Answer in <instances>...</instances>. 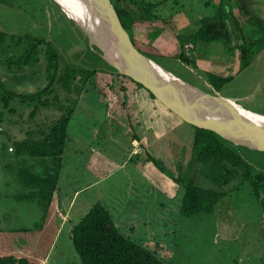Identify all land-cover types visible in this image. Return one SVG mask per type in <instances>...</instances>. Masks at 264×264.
Returning a JSON list of instances; mask_svg holds the SVG:
<instances>
[{"label": "rangeland", "instance_id": "374dc122", "mask_svg": "<svg viewBox=\"0 0 264 264\" xmlns=\"http://www.w3.org/2000/svg\"><path fill=\"white\" fill-rule=\"evenodd\" d=\"M150 1H163L158 6L157 13L161 21L155 24L157 25L155 32L157 31L159 35L167 31L173 36L175 34L186 35L190 33L189 31L195 30L202 17L215 13L219 2V0ZM232 1L235 12L238 13L235 0ZM247 3L259 17L264 19V0H247ZM247 17L240 16L244 24L243 33L248 41L256 44L253 46L252 62L241 71H238L240 63L237 60V53L227 54L226 47L217 42L206 45L196 42L194 46L196 48L192 52L191 49H185L187 53H191L193 59L200 58L199 63L198 61L195 64L183 63L173 56L177 50L176 45L170 46L173 51L170 48L163 53L164 55H153V58L182 81L233 97L238 103L244 105L243 107L264 114V44L261 43L263 42L262 34L255 26L247 23ZM171 18L176 22L173 23ZM154 29L151 27L142 34L138 32V28L136 31L147 39L148 43H152L153 33L148 36V32H153ZM0 31L5 33L3 39H0V127L2 129L0 132V255L12 253L35 263L39 257L46 255L47 264H55V260L56 264H80L79 252L70 238L69 224L77 222L96 201H101L115 216L121 204V200L117 199L125 196L127 186L130 184L129 177L135 175L134 169L128 165L110 174L94 188L76 193L77 195L72 192L71 196H67L64 203H66V208L71 204V219L66 222L60 236L53 241L51 239L55 230L54 225L50 224L47 219L49 210L44 214L45 209L43 210L33 199L35 196L30 195V189L25 187L18 173L21 166H32L31 162L35 160L28 159L26 163L23 161L18 163V159L13 156L14 153L5 150L1 144L4 140L8 144L10 137L21 138L28 130L37 131L43 128L47 130V126L62 113L64 106H72L73 113L68 124L69 138L65 146V152L68 154L67 170L77 171L78 169L80 171L82 167L75 159L85 160L90 152L101 153L100 158L104 163L119 162L121 157L124 159L129 156L130 143L125 137L129 125H119L115 114L116 119H109L105 116L106 112H113V110L108 108L106 111L107 102L102 101L98 90L93 87L103 81L108 82L107 75L113 76L114 80L129 83L133 81L129 77H120L108 71L109 68L107 69L97 54L98 50L89 44L86 35L68 17L56 0H0ZM25 35L50 41L60 55L59 75H67V80L58 81L54 86L59 101L53 98L54 92L48 94L50 97L48 105L40 106L33 120H30L28 115L32 105L26 101L18 97L12 98L9 105L13 110L3 107L1 101L6 89L26 93L36 92L47 81L45 46L39 47L42 54H40L38 64L26 66L19 62L22 51L28 45L27 41H30L24 37ZM130 35L133 36V32H130ZM20 36L25 39H21ZM171 38L174 43L173 37ZM238 43H240L239 39L232 41V44L238 45ZM153 46L159 51L163 50L159 42ZM219 57H225L226 61L220 62ZM208 70L217 73H219L218 70H226L224 75L232 74L233 79L226 82L220 90H216L207 81L205 71ZM83 79H86V82ZM112 79L109 78L110 81H113ZM115 86H112L116 91L114 93H119ZM121 86L124 84L122 83ZM120 88L122 90V87L117 89ZM141 88L148 91L144 86ZM147 93H149L147 101L149 103L145 107L146 115L149 112L154 113L156 127L167 125L169 129L164 136L169 135L170 140L164 137L160 141L155 139L157 145H164L167 140L175 142L173 148H176L177 155L183 153L186 155L184 159L181 158V161H178L172 149L163 147L162 154L168 162L166 163L165 160L161 162L159 157L157 167L164 172L165 176L173 179L174 176L180 175L179 173H186L193 159L192 138L195 129L191 124L182 121L149 91ZM120 99L122 98L118 96L119 101ZM111 101L115 110L118 111V106L114 104L116 101L112 99ZM62 103L64 105H61ZM155 130L156 128L154 129L151 124L148 132L152 140H154L152 136ZM79 141L83 143L82 150L79 147ZM85 141L87 144L84 143ZM232 147L253 165V172L264 173V151L235 144V142ZM124 152H126L125 156H123ZM152 153L156 154L154 150ZM144 156L148 157V154L145 153ZM151 163L153 162L148 161L147 174L154 180H158L160 172L155 167L151 168ZM160 164H163V168ZM207 165L208 163L203 165L204 176L209 174L210 166L208 168ZM217 165L218 163L214 171L219 172L220 170L230 175L223 166ZM32 167L41 168V164ZM79 174L83 177L87 176L88 172L86 170ZM224 177L223 174L222 178ZM218 179H220L219 176ZM240 180L241 176L236 174L230 182L222 184V188L226 191L219 196L212 209L193 216L181 213L179 204L183 189L176 183V189L180 188L178 195L180 197L171 199V197L162 196L163 198H160L163 200V213L166 216L164 223L161 224V228L164 227L163 232L160 233V228H156L153 234L148 232L146 236L136 238V240H145V244L149 240L154 246L159 242H162L165 248L169 246L167 255L158 254L169 264H262L264 259V208L261 200L253 194L251 183L246 179ZM148 184L149 182L146 181L144 189L147 198L150 196ZM96 187H100L99 190ZM171 189L170 186L169 189L164 190L171 194L169 192ZM102 190L105 193L102 196L98 195L97 192ZM23 193H25L23 198L17 195ZM263 195L264 190L261 192V196ZM158 225L154 223V226ZM126 227H119L124 235L140 234L141 236L146 232L143 231L144 229L130 230V225ZM20 243H22L21 247H19Z\"/></svg>", "mask_w": 264, "mask_h": 264}, {"label": "trees", "instance_id": "16d2710c", "mask_svg": "<svg viewBox=\"0 0 264 264\" xmlns=\"http://www.w3.org/2000/svg\"><path fill=\"white\" fill-rule=\"evenodd\" d=\"M111 1L134 46L152 59H154L153 55H164L153 46V43H148L147 39L140 41L130 35V32L136 31L137 28L138 32L142 34L151 27L154 29L155 26L152 32V39L157 37L158 32H155L157 25L155 24L161 21L157 10L163 1ZM206 4H209V2H206ZM235 5L239 10L238 13L235 12L232 0H219L215 13L211 16L202 17L199 26L195 30L189 31L190 33L186 35L175 34L177 50L173 53V56L183 63L195 64L197 60L192 58L191 53L186 52L185 46L189 45L191 47L189 49L192 52L196 48L194 47L196 42H201L205 45L217 42L226 47L227 54L237 53V60L240 63L238 71L250 65L254 57L253 46L256 43L246 39L243 33L244 24L240 16H248L246 19L247 23L255 26L262 34V44H264V19L259 17L256 11L248 6L247 0H235ZM164 22L167 23V21ZM140 26L142 29H140ZM149 34L150 32H148V36ZM4 36L5 33L0 31V39H3ZM20 37L21 39L30 40L27 41L28 45L25 46L26 48L22 51L23 54L19 57L21 65L38 64L40 62V54H42V51H39V47L45 46L44 53L48 71L47 81L36 92L26 93L10 88L6 89L2 94L3 100L1 101L3 107L9 110H13L9 105L12 98L18 97L22 101H26V103L32 105L28 115L30 120H33L40 106L48 105L50 101L48 94L54 92L53 98L59 101V96L55 92L54 86L58 81L67 80V75H59L60 55L50 41L30 38L27 35L24 36L25 38ZM234 39H239L240 43L238 45L232 44ZM93 47L97 49L95 46ZM97 50L99 51V49ZM97 54L103 60L101 54ZM103 62L107 69L109 68L108 71L120 77L123 76L119 75L104 60ZM205 73H207V81L216 90H220L226 82L233 79V75L224 76L220 72L205 71ZM83 81L86 82V79H83ZM138 85L144 86L142 83H138ZM148 91L154 95L150 90ZM61 105L64 104L62 103ZM72 113V106H64L62 113L47 126V130L44 128L37 131L28 130L21 138L17 137L14 139L10 137L11 140L9 139L8 144H6L5 140L1 144L5 150L7 149V151L14 153L13 156L18 159V163L19 161L26 163L28 159H34V163L31 162L32 166L41 164V168L37 169L29 165L28 167H25V165L21 166L18 173L25 187L30 189V195L33 194L36 197L33 199L37 201V204L43 210L45 209L44 214L48 212L52 204L53 192L62 167V155L69 138L68 124ZM193 127L195 129L192 148L193 159L187 169V172H189L179 173L180 175L178 176L173 174L176 175L173 179L183 189L180 206L181 213L186 216H193L202 211H210L215 202L218 201L219 196L226 191L225 188H222V184L230 182V179L236 174L241 176L240 181L246 179L251 183L253 194L261 200L264 208V195L261 196V192L264 190V173L253 172V165L232 147L233 141L224 138L212 129ZM1 130L0 127V132ZM10 147L12 149H9ZM150 160L156 164L159 163V159L152 155ZM206 163H208L207 166L208 168L210 166V169H208L209 174L204 176L203 165ZM217 163L219 167L223 166L231 176L220 170L219 172L214 171ZM223 174L225 175L224 178H222ZM218 176L220 179H218ZM17 195L23 198L25 193ZM71 232L73 244L79 252L81 264H169L159 256L167 255L169 246L165 248L162 242L154 246L149 240L145 244V240L139 241L131 236L124 235L116 226L111 211L100 201H96L74 223ZM0 264L38 263L28 261L23 256L2 254L0 255ZM262 264H264V259Z\"/></svg>", "mask_w": 264, "mask_h": 264}, {"label": "crops", "instance_id": "0c3cea01", "mask_svg": "<svg viewBox=\"0 0 264 264\" xmlns=\"http://www.w3.org/2000/svg\"><path fill=\"white\" fill-rule=\"evenodd\" d=\"M173 18H171V20L173 23H175L176 21H174ZM133 36L134 38H137V40L140 41L144 39L143 36L135 30H133ZM171 37H173V40L175 41L174 43L172 42ZM153 40H152L153 45H155L158 42L161 43L163 50H161L160 52L162 54L166 53L171 48L170 47L171 45H176V40L173 34L172 33L168 34L167 31H165L163 34L157 35V37ZM200 60H201L200 58L197 59L198 63ZM219 61L220 62L226 61V58L219 57ZM218 71L222 75L226 74L227 72L226 70H218ZM224 76H228V75H224ZM108 77L110 79L113 78V76L111 77V75H107L106 78L108 82L103 81V83L96 84V87L93 88H95V90H98L99 94L101 95L102 101L107 102L106 111L108 110V108H110L114 112V113L106 112L105 116L109 117V119H116L117 117V123L121 126L129 125L128 131L125 132L126 140H129L130 143L129 151H128L129 156H127L126 158L124 157V159H122L121 157V160L119 162L111 161L110 163L108 162L104 163L100 158V156H102L101 153L97 154L94 152H90L88 158L85 160H82L81 158L75 159L77 162H79V166H81L82 169L78 171V169L76 168L77 171L76 170L72 171V170H67L68 154L67 152H65L64 149L62 155V167L56 183V187L53 192L52 201H51L52 204L50 205V209H49V217L47 218L50 224L54 225L55 233L53 235V238L51 239L53 241L60 236L61 230L64 229L66 222L71 219V212H70L71 204L68 208H66L65 205L66 203H64L67 196H71L72 192L74 194L76 193L78 194L79 192L88 191L91 188H94V186L99 184V182L101 183V181L108 178L110 174H113L115 171L119 169H124L128 165L132 166V168L135 171V175L129 177L128 182L130 184H128L127 186V189L125 191V196L124 197L120 196V199H117L118 201L121 200V204L119 205L120 210L116 211L115 216L114 214H112V216L118 228L119 227L127 228L126 225H130L129 228L130 230L135 231V230L144 229L143 231H146L145 233H143V235L141 236L140 234L133 235L131 236L132 238L133 237L134 239L141 238L143 236H146L148 232L153 234L154 229L156 228L158 229L160 228V233H162L164 227L161 228V224L164 223L163 220L165 219L166 216L163 213L164 203L163 200H160V198L162 196H166L167 198L171 197V199L175 197L176 198L180 197L178 196L180 192V188L177 187L176 189L177 182H175V180H173L172 178H169V176L167 175L165 176L164 172L158 169L157 164L152 160H150L152 155L153 157H156L158 159L160 157L161 162L162 160H165L167 163L168 161L162 154L163 153L162 149L163 147L165 149V146L167 147V149L169 148V150L170 149L173 150V152L175 153V157L178 161H181V158L184 159L186 155L185 153H183L184 155L183 154L177 155L176 148H173L175 142L172 143L171 141L169 142L167 140L166 144L157 145L155 139H158L160 141L162 137H164L167 139L169 138L170 140L169 135H166V137L164 136L165 134H167L166 131H168L169 129L167 128L168 127L167 125L165 127H161V126L156 127V124L154 123V118H155L154 113L152 114V112H149L148 115H146L145 107L149 103L147 102L149 100V93H147L148 91H146V89L141 88V86H139L135 82L132 83L123 82L118 79L117 80L112 79L113 81H110ZM115 82L118 83L114 84ZM122 83L124 84V86H121ZM115 85H117L118 87H122V90L121 88L117 89L118 87ZM112 86H115V89L119 93H114L116 91L113 89ZM118 96L122 98L120 99V101L118 100ZM111 99L116 101L114 102V104L118 106L119 108L118 111L115 110ZM151 103L155 104L153 102ZM114 114L116 117L114 116ZM150 123L153 124L154 129L156 128L154 135L152 136L154 140L150 138L148 132L149 126L151 125ZM193 139H194V135L192 140ZM84 143L87 144L86 141ZM138 143L142 147V150L138 153H133V148ZM168 144L170 145L167 146ZM82 146L83 143L79 141V147L81 150H82ZM152 150H154L156 154H153ZM145 153L148 154V157L144 156ZM125 154L126 152H124L123 156H125ZM148 161L153 162L151 163V168L155 167L160 172L158 180H154L152 176L147 174ZM160 166L163 168V164L162 165L160 164ZM86 170L88 172L87 176L82 177V174L80 175L79 173H84ZM146 181L149 182L148 184V192L150 193L149 198H147L146 194L144 193ZM71 182L73 183V185ZM140 185H141V189H140ZM170 186L172 187L171 191H169L171 194H169L164 190L165 188L169 189ZM99 188L100 187H96L97 190H99ZM97 193L98 195L102 196L105 192L102 190ZM166 194H168L169 196ZM181 203H182V199L179 206H181ZM155 222L156 224L159 225L154 226ZM73 225L74 223H71L68 226V230H70L71 240H72L71 229ZM26 239L30 240L29 238ZM21 244L22 243L19 244V247H21ZM46 258H47L46 255L39 257V259H37V263L47 264L48 262ZM56 262L57 261L55 260L54 263L56 264Z\"/></svg>", "mask_w": 264, "mask_h": 264}, {"label": "water", "instance_id": "95a60500", "mask_svg": "<svg viewBox=\"0 0 264 264\" xmlns=\"http://www.w3.org/2000/svg\"><path fill=\"white\" fill-rule=\"evenodd\" d=\"M69 18L99 49L103 60L119 75L142 83L185 123L212 129L226 139L264 151V114L251 109L230 107L210 92L186 83L132 43L111 0H78L89 13L88 21L75 16L66 0H56ZM80 19L82 22H80ZM91 21V22H90Z\"/></svg>", "mask_w": 264, "mask_h": 264}, {"label": "bare ground", "instance_id": "6f19581e", "mask_svg": "<svg viewBox=\"0 0 264 264\" xmlns=\"http://www.w3.org/2000/svg\"><path fill=\"white\" fill-rule=\"evenodd\" d=\"M64 2L68 5L70 11H72V14L78 17H80L79 14H81L82 18L85 19V22L88 21L89 13L87 12V10H85V7L81 4V2H79L78 0H66ZM80 22L83 23L81 19H80ZM218 100L223 101L226 105H229L230 107H233V108L242 106L233 97L224 95V98H220Z\"/></svg>", "mask_w": 264, "mask_h": 264}, {"label": "built area", "instance_id": "2783aa9c", "mask_svg": "<svg viewBox=\"0 0 264 264\" xmlns=\"http://www.w3.org/2000/svg\"><path fill=\"white\" fill-rule=\"evenodd\" d=\"M187 49L191 48L189 45L185 46ZM10 149H12V147H10ZM142 150V147L140 146V144H136L135 147L133 148V153H138Z\"/></svg>", "mask_w": 264, "mask_h": 264}]
</instances>
